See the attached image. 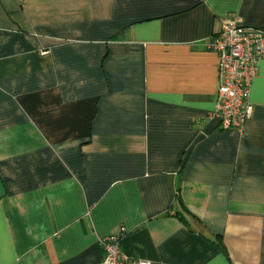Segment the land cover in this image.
<instances>
[{
	"label": "crops",
	"instance_id": "crops-1",
	"mask_svg": "<svg viewBox=\"0 0 264 264\" xmlns=\"http://www.w3.org/2000/svg\"><path fill=\"white\" fill-rule=\"evenodd\" d=\"M264 0H0V264H264V59L244 129L208 48Z\"/></svg>",
	"mask_w": 264,
	"mask_h": 264
},
{
	"label": "built area",
	"instance_id": "built-area-1",
	"mask_svg": "<svg viewBox=\"0 0 264 264\" xmlns=\"http://www.w3.org/2000/svg\"><path fill=\"white\" fill-rule=\"evenodd\" d=\"M207 45L219 59L216 104L207 119L216 120L221 130L242 132L252 114L251 82L258 72L259 61L264 59V30L245 26L238 16L226 15L220 19V27ZM125 232L120 227L116 234L99 239L101 264H149L122 252L121 239Z\"/></svg>",
	"mask_w": 264,
	"mask_h": 264
}]
</instances>
